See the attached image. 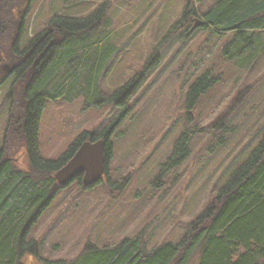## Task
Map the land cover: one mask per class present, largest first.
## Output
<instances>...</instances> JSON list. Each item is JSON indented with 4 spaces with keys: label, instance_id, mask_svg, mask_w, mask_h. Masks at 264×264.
Masks as SVG:
<instances>
[{
    "label": "rangeland",
    "instance_id": "obj_1",
    "mask_svg": "<svg viewBox=\"0 0 264 264\" xmlns=\"http://www.w3.org/2000/svg\"><path fill=\"white\" fill-rule=\"evenodd\" d=\"M212 2L32 0L29 3L23 19L24 44L44 30L55 15L85 17L104 5V31L117 50L99 84L102 96H108L142 73L155 50L158 58L156 64L147 67L132 96L131 112L118 129L121 132L107 179L103 176L90 188L74 181L61 187L34 226L31 237L39 241L42 258L70 261L81 254L86 244L116 245L140 233L149 249L165 242H179L187 225L212 201L232 168L258 144L264 133V31L259 33L252 57L243 56L231 62L222 57L220 50L232 34L219 35L195 27L196 18L171 32L186 5L200 13ZM15 24H19L18 19ZM205 70L219 75L221 80L194 111L192 127L198 134L192 142L191 154L167 174L162 188L152 189L149 184L158 176L175 139L186 128L187 86ZM6 73L0 71V146L11 106L5 102V96L15 80ZM84 104L81 97L74 102L47 105L39 132L43 158L58 159L82 132L108 124L117 112L110 104L84 112ZM231 109L235 110L224 135L199 132ZM12 158L17 166L28 169L23 150ZM122 181L127 183L124 188L110 186ZM27 257L24 264L36 262L30 254Z\"/></svg>",
    "mask_w": 264,
    "mask_h": 264
},
{
    "label": "trees",
    "instance_id": "obj_2",
    "mask_svg": "<svg viewBox=\"0 0 264 264\" xmlns=\"http://www.w3.org/2000/svg\"><path fill=\"white\" fill-rule=\"evenodd\" d=\"M31 1L0 0V71L15 79L5 96L11 106L0 146V264H24L29 254L36 259L34 264H264V133L247 157L232 168L203 212L187 225L179 242H165L149 249L140 233L116 245L86 244L81 254L70 261L40 256V243L31 237V232L61 189L55 173L83 143L102 140L107 179L121 132L118 129L131 112L132 96L147 67L156 64L158 58L155 50L142 73L102 96L99 84L117 50L104 31V5L85 17L55 15L44 30L24 44L23 19ZM193 18L202 23L198 28L219 35L232 34L220 50L225 60L252 57L259 33L264 31V0H213L200 13L186 5L171 32L188 25ZM17 19L19 24H15ZM220 80L219 75L205 70L188 84L184 97L186 128L149 184L152 189L162 188L167 174L189 158L198 134L192 127L194 111ZM81 97L85 100L84 112L110 104L116 115L97 130L82 132L58 159L43 158L39 132L47 105L74 102ZM234 110H227L199 132L224 135ZM20 150L26 154L27 170L13 161L12 156ZM74 182L83 185L82 174ZM126 184L122 181L110 186L124 188Z\"/></svg>",
    "mask_w": 264,
    "mask_h": 264
},
{
    "label": "water",
    "instance_id": "obj_3",
    "mask_svg": "<svg viewBox=\"0 0 264 264\" xmlns=\"http://www.w3.org/2000/svg\"><path fill=\"white\" fill-rule=\"evenodd\" d=\"M201 25L202 23L198 22L195 27ZM105 163L103 141H87L79 147L73 158L55 173L54 178L60 187H64L82 174L83 186L88 188L102 180L105 175Z\"/></svg>",
    "mask_w": 264,
    "mask_h": 264
},
{
    "label": "bare ground",
    "instance_id": "obj_4",
    "mask_svg": "<svg viewBox=\"0 0 264 264\" xmlns=\"http://www.w3.org/2000/svg\"><path fill=\"white\" fill-rule=\"evenodd\" d=\"M70 184V183H69ZM69 184H67L66 186H68ZM66 186H64V187H66Z\"/></svg>",
    "mask_w": 264,
    "mask_h": 264
}]
</instances>
